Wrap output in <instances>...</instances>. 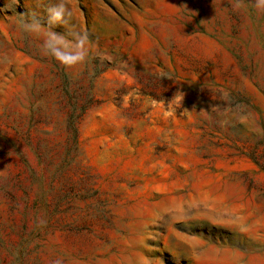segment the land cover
<instances>
[{
    "label": "rangeland",
    "instance_id": "rangeland-1",
    "mask_svg": "<svg viewBox=\"0 0 264 264\" xmlns=\"http://www.w3.org/2000/svg\"><path fill=\"white\" fill-rule=\"evenodd\" d=\"M55 2L0 0V264H264V11L63 0L66 67Z\"/></svg>",
    "mask_w": 264,
    "mask_h": 264
},
{
    "label": "clouds",
    "instance_id": "clouds-1",
    "mask_svg": "<svg viewBox=\"0 0 264 264\" xmlns=\"http://www.w3.org/2000/svg\"><path fill=\"white\" fill-rule=\"evenodd\" d=\"M243 0H237V7H241ZM255 7L264 11V0H255ZM47 33L44 42L46 54L51 55L62 65L72 67L85 61L88 55V36L86 33H72V39H67L63 34L57 33L52 28L57 24L67 23L71 13L66 9L63 0L50 4L46 8ZM24 30L39 33L45 28L40 19L30 14L29 20L20 21Z\"/></svg>",
    "mask_w": 264,
    "mask_h": 264
}]
</instances>
